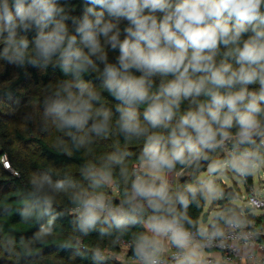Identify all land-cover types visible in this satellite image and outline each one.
Wrapping results in <instances>:
<instances>
[{"label": "clouds", "instance_id": "obj_1", "mask_svg": "<svg viewBox=\"0 0 264 264\" xmlns=\"http://www.w3.org/2000/svg\"><path fill=\"white\" fill-rule=\"evenodd\" d=\"M80 4L82 10L75 15L76 7L69 8L60 0H0V43L4 45L0 59L17 67L52 65L68 77L58 82L45 116L68 130L77 146L89 133H107L112 119L110 109L94 106L101 96L83 79L100 72L99 65H103L102 88L119 102L120 130L126 138L146 137L141 160L152 173L206 158L205 149L223 147L233 138L229 131L233 127L237 144H255L254 137H264V0H80ZM30 33H35L31 49ZM221 46L227 51L217 62ZM109 49L118 50L115 63L109 62ZM154 77H161L155 91ZM249 85H258V90L250 91ZM201 96L206 99L198 100ZM189 99L195 108L186 110L173 124L182 100ZM141 105H147L146 126L137 112ZM156 129L168 133L166 142L158 132L150 131ZM76 133L84 136L78 139ZM230 166L244 173L247 158L233 160ZM109 177L102 170L86 178L89 188L95 189ZM157 179L136 177L131 193H125L118 206L103 193L74 192L79 230L87 235L98 223L122 229L147 215L152 235L141 234L134 249L143 264H158L163 251L159 237H167L177 249H188L192 236L184 222L191 221L175 205L186 209L189 200L184 193L171 194L167 183L161 179L157 184ZM32 183L38 215L51 207L48 189L77 188L71 179L54 183L47 174ZM205 187L209 194L214 192L211 183ZM187 192L195 197L197 188L189 186ZM106 232L100 229L101 235ZM199 234L207 235L206 231ZM181 264L192 262L185 258Z\"/></svg>", "mask_w": 264, "mask_h": 264}, {"label": "trees", "instance_id": "obj_2", "mask_svg": "<svg viewBox=\"0 0 264 264\" xmlns=\"http://www.w3.org/2000/svg\"><path fill=\"white\" fill-rule=\"evenodd\" d=\"M66 3L69 8L75 6V15L80 14L82 6L80 0H60ZM264 11V9H262ZM123 27V23L121 25ZM35 33H30L29 49L33 47L31 43ZM248 34L244 35L247 39ZM3 43H0V52L3 51ZM112 59L109 62L115 63L118 50L112 51ZM227 50L221 46L219 53L222 59ZM2 70H0V108L2 106H23L31 102L34 90L46 89L55 95L59 86L58 82L68 79L58 67L49 65L47 67H32L25 65L17 67L8 64L0 59ZM103 70V69H102ZM102 70L99 73L84 75L83 79L90 84L101 96L99 102H93L95 107L101 104L110 109L112 119L107 133L97 136L89 133L82 145L77 146V141H73L68 134V130L59 129V139L47 140L48 129L41 123L39 130L35 133L30 127L28 129L27 142L33 143L39 150L42 160L30 162V168L40 175L51 176L53 182L62 179H71L77 188H68L67 191H52L48 189L51 207L46 214L38 215L36 211V189L30 179L24 174L25 167L16 157L14 149L10 146V141L3 143L0 151V242L4 245L5 259L3 264H121L113 258V254L119 252L118 240L131 243L129 258L136 257L134 249L141 234L151 236L144 221L146 215L137 217L136 223H127L122 229H116L108 224L98 223L95 230L89 231L87 235L82 233L77 226L79 215L72 213V208L76 205L72 202L74 192L80 191L86 186L87 175L95 169L110 173L109 179L116 187L117 195L109 200L113 205H120L125 199V193H131V184L136 179L133 169L136 163H141L142 151L146 143V137H129L120 130L118 125L119 113L116 107L119 104L110 94L102 88ZM139 75V73H134ZM169 76L165 79H171ZM161 77L153 78L152 90L158 89ZM249 90H256V85H249ZM206 97H199L203 101ZM38 100V99H35ZM189 100H182L180 111L173 118L175 124L179 116L189 108H195V104ZM43 106V104H41ZM147 105H141L137 109L142 126H146L143 113ZM264 107V104L262 105ZM0 113V139L8 129V125L3 122ZM264 121V117H261ZM92 121H89V126ZM158 132L167 141L168 133L163 129L150 130ZM232 137L236 134V129H229ZM77 138L84 136V133H76ZM18 137H21L18 135ZM257 136L253 139L255 144H237L232 139L228 140L230 148L236 155L248 153V168L245 173L247 187L252 185V168L254 165L264 161V149L259 146ZM7 144V145H6ZM217 150H204V157L193 161L187 165L176 164L174 172L194 169L195 172H203L206 167L214 163ZM114 159H109V158ZM6 160L10 170L2 167L1 160ZM119 160L121 162L117 163ZM221 163L230 164V155L219 158ZM123 170V175H122ZM15 171V172H14ZM167 171V170H166ZM235 171V170H234ZM139 177L150 178L146 173L139 172ZM157 182V181H156ZM159 184V182H157ZM184 185L189 181H184ZM184 185L178 192L184 193L188 200L187 208L180 204L175 207L178 212L187 215L191 223L184 222L185 229L195 231L199 234L204 231L201 225V217L205 206V194L198 190L193 197L185 190ZM170 190V189H169ZM170 193L175 195L172 190ZM223 197L227 200L219 201L222 213L213 217L212 221L205 225L210 232H219L230 222L248 220L255 218L250 214L241 216L239 207L230 203L228 193ZM148 214H151L148 210ZM107 230L101 235L100 229ZM201 236V235H200ZM261 237L259 238V240ZM263 240V239H262ZM264 241V240H263Z\"/></svg>", "mask_w": 264, "mask_h": 264}, {"label": "rangeland", "instance_id": "obj_3", "mask_svg": "<svg viewBox=\"0 0 264 264\" xmlns=\"http://www.w3.org/2000/svg\"><path fill=\"white\" fill-rule=\"evenodd\" d=\"M108 57L109 60L112 59V52L110 51V49L108 50ZM216 59L217 62H219L220 60H222V55L218 53ZM228 62L232 63L233 67H238L237 65H235L234 58L228 57ZM99 67L100 70L103 69V65H99ZM2 69L3 68L0 62V70ZM258 87L259 86L256 85V90H258ZM31 97V102L29 104L23 106H2L0 108V113L2 115L1 118L3 119V122L8 125L6 133L0 139V151L2 150L3 143H7L10 141V146L14 149V155L16 159L20 163H23L25 167L24 174L30 179L34 180V178L41 175L30 168V162L33 160H42L43 158L41 157L38 148L33 143L27 142L26 139L28 137V129L31 127L32 130H34V132L36 133L39 130L40 124L44 123V127L48 129V141H54L55 139H59L60 137L58 136V127L53 123L50 117L45 116V107L51 102L52 98L54 97L53 92L47 91L46 89H39L38 91L34 90ZM189 102L192 103L190 99ZM41 104H43V106H41ZM235 129L237 132L236 127ZM18 135H20L21 137H18ZM232 141H236L235 136H233ZM215 150L217 151L215 154L216 156L214 157V163L208 165L203 172H195V170L192 168L190 170H184L181 172L164 170L159 173H152L150 169L144 166L143 162L136 163L132 172H144L150 178L159 177L160 179H157L156 181L160 183L162 179L167 183L169 189L172 190L173 193L178 192V190L182 188L181 185H184V181H189V184L184 185L186 191L187 188L191 186L197 188V191L201 190L205 194L206 202L203 208V213H208V211H206V207L209 205L212 206L214 204L215 206H218V210L216 213L221 214L222 207L220 206V202L223 200H227L223 197L224 190L227 189H231L233 191V194L235 195L233 199L230 198V203L237 205V207L239 208L247 207V205L245 204V200L252 193L259 197L264 196V161H261L260 163L253 166L252 185L250 187H247L246 182H243L235 174L234 169L228 162L221 163L219 161L221 155H230V152L232 150L230 148L229 141H225L223 147L216 148ZM4 162H6V160H4ZM4 162L1 160L3 168H5L3 164ZM214 168H216L217 170L213 171ZM92 172L100 171L95 169ZM86 179V186L81 189L103 193L107 200L117 195L116 191L114 190L113 182L110 179H108V181L101 187L95 189L89 188L90 180L88 178ZM208 183H211L213 186L214 192L212 194H209L205 187V185H207ZM228 194L229 197H231V193ZM256 212L258 213L259 211H253L252 209L250 212H248V214L251 215L252 213ZM144 225L147 228V215L144 221ZM128 253L129 251L120 250L119 252L113 254V258L121 264H134L131 258H129ZM3 259H5L4 245L2 242H0V264H3Z\"/></svg>", "mask_w": 264, "mask_h": 264}, {"label": "built area", "instance_id": "obj_4", "mask_svg": "<svg viewBox=\"0 0 264 264\" xmlns=\"http://www.w3.org/2000/svg\"><path fill=\"white\" fill-rule=\"evenodd\" d=\"M264 137L259 139V146L264 149V144L261 143V140ZM250 155L248 153L244 155H236L235 151L230 152V159L239 160L242 158H248ZM4 162V159L2 160ZM6 169L10 170V167L6 162L3 163ZM138 177V172L133 173ZM235 174L244 182L245 173H240L235 171ZM114 190L116 187L114 186ZM247 207H251L253 210H263L264 209V196L259 197L255 194H250L246 198ZM245 208L241 209V216L246 215ZM72 213L79 215L77 206L72 208ZM188 230V229H187ZM192 236V243L195 244L202 251H217L222 255V263L230 264L233 263L236 259H245L252 264H264V256H259L258 254H247L242 256L241 252L245 248H250L254 245H259L257 233L250 228L249 224L245 220L230 222L224 226V228L219 232H210L207 230V227H204L206 231V236H200L195 231L188 230ZM213 233H220L219 235L213 236ZM211 237V238H209ZM161 244L163 243V237L159 239ZM118 247L121 251H129L131 248V243L125 242L123 240H118ZM131 258V257H130ZM188 258L187 253L184 250H174L168 255L160 253L158 257V264H181L182 261ZM134 264H143V261L137 257L131 258ZM200 264H219L216 260L211 257L203 259Z\"/></svg>", "mask_w": 264, "mask_h": 264}, {"label": "crops", "instance_id": "obj_5", "mask_svg": "<svg viewBox=\"0 0 264 264\" xmlns=\"http://www.w3.org/2000/svg\"><path fill=\"white\" fill-rule=\"evenodd\" d=\"M233 205H235V204H233ZM217 208H218V206H215L214 204L212 206L209 205L206 207V211H208L207 224L210 223L212 221L213 217L217 214L216 213L218 210ZM239 209H240L239 213L241 214L242 208H239ZM258 211H259L258 213L257 212L252 213L251 215L254 217L260 218V219L256 220L255 218L254 219L249 218L248 220H246V222H247V224H249L250 228H252L257 233L259 245L258 246L254 245L250 248L243 249L241 252L243 257L246 256L247 254H250V253L258 254L259 256H264V241H263L264 240V210H258ZM201 225L203 227H206L203 224H201ZM148 232L152 235V233L149 230H148ZM260 237H261V239L259 240ZM161 238L162 237H159V239H161ZM161 246L163 248L162 254H164V255H168L174 250H180V249H177L167 237H163V243L161 244ZM184 251L187 253L188 259L191 260L192 264H200V262L207 257H211L214 260H216L219 264H223L222 263V255L217 251H207V252L202 251L195 244H191L189 246V248L185 249ZM230 264H252V263L248 262L245 259H236L235 261H233V263H230Z\"/></svg>", "mask_w": 264, "mask_h": 264}, {"label": "water", "instance_id": "obj_6", "mask_svg": "<svg viewBox=\"0 0 264 264\" xmlns=\"http://www.w3.org/2000/svg\"><path fill=\"white\" fill-rule=\"evenodd\" d=\"M224 193H231V198L233 199L235 197V195L233 194V191L231 189H227V190H224ZM252 210L251 207H246L245 208V213H248ZM207 220H208V213L207 212H204L202 214V217H201V224H207Z\"/></svg>", "mask_w": 264, "mask_h": 264}]
</instances>
